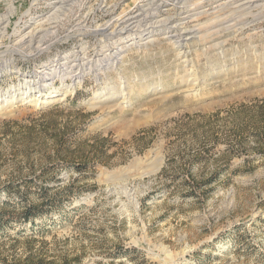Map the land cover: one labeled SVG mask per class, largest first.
Returning a JSON list of instances; mask_svg holds the SVG:
<instances>
[{
  "label": "rangeland",
  "instance_id": "rangeland-1",
  "mask_svg": "<svg viewBox=\"0 0 264 264\" xmlns=\"http://www.w3.org/2000/svg\"><path fill=\"white\" fill-rule=\"evenodd\" d=\"M52 1L0 0L7 35ZM240 1L69 0L35 50L3 38L0 88L51 63L58 95L0 114V264H264V0ZM149 5L198 11L186 53L159 25L106 57L94 29Z\"/></svg>",
  "mask_w": 264,
  "mask_h": 264
},
{
  "label": "bare ground",
  "instance_id": "bare-ground-1",
  "mask_svg": "<svg viewBox=\"0 0 264 264\" xmlns=\"http://www.w3.org/2000/svg\"><path fill=\"white\" fill-rule=\"evenodd\" d=\"M68 1L69 0H53L51 2L52 3L51 7L53 8V12L46 16L45 21L47 23V27L42 28V27L35 26V28L28 29L26 31L15 30L12 32L11 34L12 36L7 35L9 16L11 15L13 11L12 5H9L6 8L5 13L0 15V43L3 41L4 37H8V38L10 37L11 38L10 40L13 41V44L15 46H18L19 48H23L25 50H33V49L35 50L44 41L45 37L49 35L50 30L52 28V24H54V22L58 19L57 18L58 13L59 12L61 13V10H64V7L68 5ZM253 1L255 0H241L239 3L236 4V7L237 8H242L245 6L256 7L257 3L256 5H253ZM168 5H171V3L170 4L168 3ZM151 7L152 5H149L148 8L146 7L140 8V11L138 13H136L132 17L129 16L127 17V19H123L122 21L118 23L116 27L114 26L112 27L110 25H107V26L104 25L105 27H102V28L96 27L94 29V32L101 35L103 37V40H106L108 42L110 39H113L111 40V42H108V46L105 48L107 49V52H105L106 57L110 55L114 59H119V53H120L119 51L122 49L123 46H118V43H116V38H118L116 35H120L121 33H126L124 35H129L130 32L133 31L134 29L139 30V28H143V26L151 28V27H157L159 25H165L167 30L163 37L168 38V40L172 42L173 47L180 49L178 50V52L180 53L185 52L181 48L184 47V44H186V42L189 41V39L195 37L194 33H196L195 31H197V29L194 28L195 26L193 27L194 29L192 30L189 29V26L186 25L187 22H185V19L190 18L191 16L193 17L197 15L198 11L193 12L191 11L192 10L191 8L181 5L179 7L181 14H182L180 16V19H177V20L175 19L178 17L177 15L175 17L172 16V17H167L164 19L162 18L157 19L155 18L156 16L155 12L152 10ZM194 19L195 17L192 18V20ZM146 39H145V42H148V41L153 40L154 38H151V36H149ZM103 40H101L102 46L104 45ZM132 43L133 41H128L127 44H132ZM84 51L86 50H84L83 48H80V49L77 48L75 50L74 61L70 65V69H69L70 73L68 77L70 79L76 80L79 78V76H77V73H76L77 68L75 69L73 67L77 66L80 68L82 66V64L84 63V60H82L85 55ZM117 62H119V60L115 61V64ZM52 66L53 64L50 63V65H45L44 67L35 69L32 76H27V75L24 76L21 79V82H19L16 85H11L6 90L0 88V114L2 113L6 115L12 114L14 107L18 105L19 103L31 104L34 106H43L45 104H48L54 101L58 95L56 90L53 89L48 94H45V91L47 90V88H50L53 85V82L51 81L53 77H51V79L44 78V76L42 77L43 79L40 78L43 72H47L49 69H52ZM59 70L60 69H57L58 72ZM63 71H65V68ZM193 85L194 83H192L190 87H193ZM100 94L101 92H96V94L93 97L95 98L93 101L101 102Z\"/></svg>",
  "mask_w": 264,
  "mask_h": 264
},
{
  "label": "trees",
  "instance_id": "trees-1",
  "mask_svg": "<svg viewBox=\"0 0 264 264\" xmlns=\"http://www.w3.org/2000/svg\"><path fill=\"white\" fill-rule=\"evenodd\" d=\"M24 212H25L24 213L25 217H28L29 215H31V209L30 208H26Z\"/></svg>",
  "mask_w": 264,
  "mask_h": 264
}]
</instances>
